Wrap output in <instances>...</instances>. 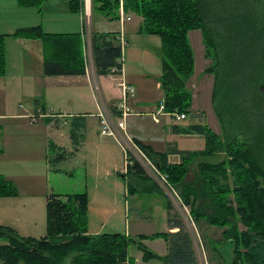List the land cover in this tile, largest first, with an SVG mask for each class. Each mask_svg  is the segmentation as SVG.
<instances>
[{
	"label": "trees",
	"instance_id": "trees-1",
	"mask_svg": "<svg viewBox=\"0 0 264 264\" xmlns=\"http://www.w3.org/2000/svg\"><path fill=\"white\" fill-rule=\"evenodd\" d=\"M44 1L18 0V3L41 9ZM123 1L127 13L142 17L140 32L161 38L163 72L160 82L166 110L203 117V113L191 110L192 94L185 83L194 64L189 31L199 28L207 49L213 52L215 64L209 70L215 77L212 100L222 124V134L207 123L181 129L185 134L196 132L204 136L205 148L195 151H183L176 146L157 151L137 142L179 191L186 205L189 202L196 205L198 198V188L183 182L188 165L199 155L210 156L224 151L228 157L226 162L201 161L198 164L204 192L218 215H209L199 207L193 210L194 222L199 226L202 222L223 226L229 217L240 215L250 227L248 231L234 233L233 264H264V0ZM119 3L121 5V0H93V10L98 9L112 20L118 19ZM67 7L80 11L82 1L69 0ZM42 27L19 28L12 36L42 40L46 76L85 74L87 61L82 33L46 32ZM5 37L0 35V75L6 71ZM92 56L97 74H121L123 47L116 33L93 32ZM60 154L56 159L65 158ZM171 154L179 155L181 160L172 162ZM124 176L131 194L161 192L134 158H126ZM18 192L16 184L0 174V196H15ZM231 192L235 193V198H226ZM88 204L87 192L49 194L46 203L48 230L40 238L21 235L15 228L0 224V240H5L0 244L3 263L136 264L129 257L131 243L145 237H164L168 243L165 257L168 264H200L194 239L184 220L171 213V202H168L170 229L137 238L117 232L89 233ZM141 241L143 259L156 256L153 251L146 250ZM215 264L224 263L219 260Z\"/></svg>",
	"mask_w": 264,
	"mask_h": 264
},
{
	"label": "rangeland",
	"instance_id": "rangeland-1",
	"mask_svg": "<svg viewBox=\"0 0 264 264\" xmlns=\"http://www.w3.org/2000/svg\"><path fill=\"white\" fill-rule=\"evenodd\" d=\"M69 0H45L39 10V19L43 21V29L46 32L53 33H82V12L71 11L67 8ZM99 6V3L96 4ZM35 7V6H34ZM94 25H91V33L94 30H100L102 27L99 19L103 18L106 21H115L111 28L117 29L119 23L105 16L101 11L93 10ZM120 19V3L118 8ZM130 16L131 14L128 13ZM132 17V16H131ZM108 18V19H107ZM92 24V22H91ZM41 25V24H40ZM98 25V27H97ZM148 34H143L142 38L135 37V41L128 35L131 41V47L125 45L123 49V64L130 69H138L144 83V89L134 86L135 89H140L139 97L130 98L129 103L134 114L130 120V130H135V134L140 138L153 144L158 150H165L169 146L166 142L174 141L180 148L198 150L205 146V139L202 136L185 134L173 130V125L178 124L181 127L188 128L193 121L192 115L188 119L178 120L174 117L166 116L164 119L159 118L157 121L150 112L156 111L161 100L158 95L162 94L163 88L160 82L163 66V51L161 38L154 35L155 39H150ZM85 48L87 67L89 72H96L92 53L86 49V40L82 34ZM190 45L193 51L194 64L192 73L186 79V88L192 94V108L194 112L200 111L203 117L201 122L207 123L215 132L222 134V124L216 114L214 103L212 100V91L214 86V73L209 71L215 64L213 52H210L199 28H193L188 33ZM125 40V39H124ZM161 44V46H160ZM161 47V48H160ZM9 54V53H8ZM5 57L7 69H12L13 58L7 62V52L5 47ZM118 78L101 77L100 83H109L112 87L118 85ZM142 84H139L141 86ZM102 89H105V87ZM91 89L88 86H82L80 89H75L71 85H65L64 96H61L62 104L57 107H52L54 113H88L87 131L85 136V146L80 149L76 156H69L65 150L61 151L65 157L64 160L56 159V154L60 151L49 146L50 160L49 164L39 162V153L33 155H16L13 149L0 156V174L6 178L19 177L24 180L32 179L34 184L28 185L30 189H26L25 185L19 184L18 191H21V196L31 195L36 196L35 211L38 208L46 209V196L49 194H67L73 193L74 190H85L86 185L91 192L92 201L88 204V227L90 231L93 228L99 229L102 224L108 226L103 228L99 233L117 232L126 234L127 230L132 234V237L137 238L139 235L151 236L160 232L168 231V202H170L169 194L161 190V192H139L136 195H130V207L132 212L126 214L125 210V183L127 178L125 174L126 155L123 147L112 136L105 137L101 133L98 114L97 102L92 96ZM106 95V94H105ZM32 96V95H31ZM145 96V98H143ZM142 97L143 107L138 106L136 99ZM32 98V97H31ZM35 101V100H34ZM35 105V103H33ZM180 112V110H177ZM50 112V111H49ZM72 119V118H70ZM161 119V120H160ZM157 121V122H156ZM160 121V122H159ZM65 134L68 136L70 126H66ZM130 134V132L128 131ZM181 133V134H180ZM132 137V135L130 134ZM65 139V144L67 140ZM60 144V139L58 141ZM228 159L224 151H219L210 156H197L188 165V171L185 176V183H192L198 188V198L196 205L189 202L187 205L188 211L181 210L178 206L173 205L171 213L179 216L184 220L188 229L191 231L198 260L200 264H215L217 261H222L224 264H233L235 259L236 238L234 233L240 234L243 231L249 230V223L240 215L229 217V221L223 226H212L202 222L200 226L195 224L193 210H198L199 207L209 215H218L215 206L206 196L201 175L199 172V163L208 161L211 163L226 162ZM41 160V159H40ZM22 162V163H21ZM21 163H29V167L33 174L31 177H25L20 174L17 165ZM36 164H40L36 166ZM227 165V164H226ZM233 180V178H231ZM237 196V194H236ZM118 197V202L115 199ZM226 198H235V193L231 192L226 195ZM160 199V200H159ZM191 199V197H190ZM90 207V211H89ZM136 208H140L149 214L150 219L137 217L134 212ZM111 210V212H110ZM115 212L113 213V211ZM110 212V213H109ZM192 212V214H191ZM191 214V216H190ZM43 220L37 219L38 227L41 229H33L32 233H27L25 236L40 238L47 234V214L42 216ZM93 234V233H91ZM130 236V235H127ZM141 241V240H140ZM140 241L135 240L129 247V257L136 264H168L165 257L168 253V243L164 237L148 238L145 237L141 241L146 247V250L153 251L156 256L147 260L143 259L144 250L140 247ZM5 240H0V244ZM211 260L213 262H211ZM0 264H4L0 258ZM244 264V263H240Z\"/></svg>",
	"mask_w": 264,
	"mask_h": 264
},
{
	"label": "crops",
	"instance_id": "crops-1",
	"mask_svg": "<svg viewBox=\"0 0 264 264\" xmlns=\"http://www.w3.org/2000/svg\"><path fill=\"white\" fill-rule=\"evenodd\" d=\"M38 10L39 9L34 6H20L18 0H0V35H6L5 47L7 52V62L8 60L10 61V58L14 59L12 61V69H7L8 63H6V71L3 75H0V156H3L12 149L14 150V154L21 156L26 154L33 155L35 150V153H39L37 156L39 157V162L43 161L44 164L48 165L51 162L49 146L55 144L53 145V148L60 151L58 154L65 150L69 156L73 155L72 157L76 156L80 149L85 146V136L89 118L88 113L82 112H59L56 114L52 111L50 106L57 107L59 104L63 103L60 97L64 96L65 85H71L75 89H80L83 85L88 86L93 94V83L92 78L88 75L87 65L86 73L83 75L46 76L43 70L44 45L42 40L37 38L12 36V33L19 28L32 27L40 24L43 25V21L38 18ZM130 14L132 16L131 19L125 22H122L120 19H114L119 23L117 29L111 28V26L108 27V25H112L115 21H106L105 19L103 20V18H105L103 17L99 19V23L104 22L101 24L102 26H100L102 28L100 30L93 29V31L100 33H116L119 40L122 42L125 39V45H129L128 48H130L132 43L129 41L128 35L130 34L135 41V37L142 38L144 34L139 31L142 23V17L134 13ZM91 22V25H94V19H92ZM147 36L150 39L156 38L154 35L150 34ZM121 44L124 49V43L122 42ZM141 76L142 75L138 69H130V67H125L124 64L123 72L120 75H99L97 72L94 73V77L101 87L106 103L111 106L117 105V103L122 100L121 87L119 85L121 80L124 79L133 87L138 86V88L143 90L144 83L141 82L143 80ZM101 77L118 78V85L116 87H112L109 83L102 82L105 87V89H102L103 86H101L100 83ZM139 77L141 78V81ZM139 84L142 85L139 86ZM138 88L135 89L134 96L130 98L139 97L140 89ZM92 96H94V94ZM143 98H145V96ZM143 98L140 97L139 99H136V102L140 107H143V104H141V100H144ZM163 98L164 91H162L160 96L158 95L159 100H162ZM33 103H35V105H33ZM153 112L154 111L150 113ZM133 116L134 114H130L127 118V129L136 142L141 141L146 145L152 146L157 151H165L156 149L152 143L136 135L135 130L133 131L129 129L130 120ZM166 116L169 115H161L160 118L164 119ZM96 117L98 116L96 115ZM192 118H194L195 121L189 125L199 123L206 124L205 122H201L199 117ZM67 125L70 126L68 136L65 134V128H67ZM181 129L186 128H183L178 124L173 125L174 131L180 132ZM73 133H75V136H73ZM192 134L202 136L204 138V136L200 133L195 132ZM104 136L106 137L107 135ZM64 138H66V140L68 139L66 142L67 144H65ZM58 139H60V142H63L60 144L57 142ZM166 143L169 145L167 146V149L171 146H176L178 149L183 151H195L192 149L180 148L174 141H168ZM58 154H56V156ZM69 156L60 160H64ZM170 160L172 162H179L181 157L177 154H171ZM21 163L17 165L19 173L25 177H31L33 172L29 167V163ZM39 165L40 164H36V166ZM8 179L16 183L19 186V189L20 183L25 185L26 189H30L27 187L28 185L34 184L32 179L24 180L23 182L19 177H8ZM81 192L88 193L91 206L92 196L88 185H86L85 190L73 191V193ZM20 194L21 191H19L15 196H0V224L11 226L21 235L25 236L27 233L35 231L33 229H41V226L38 227L37 225V219L39 218L40 220H43L42 216H45L47 211L40 206L36 214V196L32 197L31 195H27L23 197ZM125 194V210L128 215L129 212H132L129 197L130 195H136L137 193L131 194L128 190V185L125 183ZM115 200V203L118 202V197H116ZM166 206L168 209V205ZM133 210H135L134 212L137 217L150 219V216L146 211L140 208ZM114 212L115 210L113 213ZM167 215L169 218V210ZM88 218L90 219L89 213ZM106 227L108 226H104V224H102L99 229L93 228L92 232L88 227V232L99 234V232ZM168 229H170L169 225ZM176 230L177 229H172V231ZM126 234L132 236L128 230Z\"/></svg>",
	"mask_w": 264,
	"mask_h": 264
},
{
	"label": "built area",
	"instance_id": "built-area-1",
	"mask_svg": "<svg viewBox=\"0 0 264 264\" xmlns=\"http://www.w3.org/2000/svg\"><path fill=\"white\" fill-rule=\"evenodd\" d=\"M81 1V18L83 26L82 34L84 36V39L86 40V49L92 53V33L90 28L93 12V0ZM130 19L131 16L124 9V1L121 0L120 20L122 22H125ZM122 42L124 43V40ZM121 61H123V59H121ZM87 71L88 75L92 78L93 94L98 105L97 116L100 122L101 133L103 135L112 136L113 138H115L117 142L123 147L126 158H134L135 160H137L145 168L150 177L158 184L161 190H164L169 194L170 202L172 203V205L175 204V206H178L181 210L186 209L185 211L189 213L187 205L184 203L179 191L169 183L168 177L161 172L157 164L128 133L127 118L130 114H132V108L129 105V99L130 97L134 96L135 88L126 80L122 79L119 84L121 87L122 100L117 103V105L111 106L106 103L101 87L94 77V73H90L88 67ZM122 72L123 69L121 70V73ZM151 114L157 121L159 120L161 115H169L178 120L188 119L189 117V114H187L186 112L166 110L164 99L161 100L156 111Z\"/></svg>",
	"mask_w": 264,
	"mask_h": 264
}]
</instances>
